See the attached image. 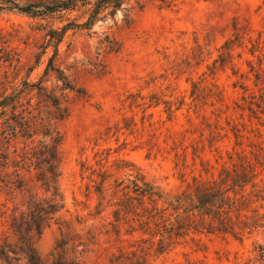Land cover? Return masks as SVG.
I'll return each mask as SVG.
<instances>
[{"label": "rangeland", "instance_id": "obj_1", "mask_svg": "<svg viewBox=\"0 0 264 264\" xmlns=\"http://www.w3.org/2000/svg\"><path fill=\"white\" fill-rule=\"evenodd\" d=\"M89 13V5L40 17L0 10V95L32 71L31 82L53 88L63 101L46 119L63 135L64 197L50 213L51 193L37 180L32 157L33 147L48 141L42 133L11 144L24 166L19 176L0 151V245L18 243L16 226L27 231L35 214L45 217L42 235L32 236L43 264H53L63 239L67 261L77 264H113L120 249L132 252L133 264H258L253 241L264 243L263 234L244 242L199 234L159 253L144 234L126 225L117 232L112 203L119 197L114 179L128 178L131 165L169 193L194 175L218 172L226 156L217 160L210 147L211 125L222 109L227 129L225 116L238 115L234 103L243 93L236 82L254 87V71L264 69V0H127L87 28ZM30 96L34 104L42 100ZM65 107L68 115L59 118ZM198 142L213 165L209 172L195 156ZM214 145L231 148L226 138ZM105 171L111 176L99 194L94 179ZM17 255L21 260L11 264H27ZM0 264H9L1 254Z\"/></svg>", "mask_w": 264, "mask_h": 264}, {"label": "trees", "instance_id": "obj_2", "mask_svg": "<svg viewBox=\"0 0 264 264\" xmlns=\"http://www.w3.org/2000/svg\"><path fill=\"white\" fill-rule=\"evenodd\" d=\"M126 2L127 0H0V10L40 17L75 9L79 5H89L90 13L82 24L91 28L106 15H115ZM231 43L230 40L227 41L228 46L225 47L228 57H231ZM260 61L263 62L262 59ZM16 62L18 66L20 57ZM254 68L252 66V70ZM31 72L27 73V78L11 94L0 95V151L5 161H12L16 175L19 176L24 166L19 159L21 155L16 151L11 155V144L20 138L34 142L35 136L40 133L48 138L46 143L39 141L42 143L33 147L32 157L36 158L37 180L51 193L53 202L50 204V213L55 214L64 206L59 185L63 135L57 128L51 127V121L46 119L49 115L46 114L50 113L51 107L60 111L63 101L53 88L41 82H31ZM254 76V87L243 81L236 82L243 93L234 103L239 111L238 115L225 116L227 129L220 125L222 113L225 112L222 109L216 113L217 120L211 125L210 147L218 153L217 160L223 159V153L226 156L216 174L212 173L210 177L194 175L186 187L176 193L166 192L131 164L132 173H127L128 178L114 179L115 192L119 196L112 203L117 232L122 225H126L129 233L144 234L146 237L142 238L148 241L151 248L156 247L159 253L169 251L180 241L193 240V236L199 234L231 236L239 242L264 235V69H256ZM193 85L197 89L198 84ZM34 92L42 97L36 104L30 96ZM217 99L222 101L221 97ZM64 111L65 113L59 114V118L68 115V107ZM225 138L231 142V148L222 151L214 142L216 144ZM199 143L195 146V156L201 158L203 170L209 172L213 165L201 157L205 145L200 146ZM123 167L118 161L117 170ZM109 176L111 175L105 171L101 173L99 181L94 179L99 194L105 190ZM44 220L42 215L34 214L27 231L23 232L24 229L16 226V231L20 233L18 243L0 245V254L9 264L12 259L21 260L18 252L24 254L27 264H43L35 250L32 236L42 235ZM66 244L65 239L59 244L61 251L54 258L53 264H77L74 260L67 261L64 249ZM253 244L256 252L254 262L264 264V243L254 240ZM110 260L113 264H133L132 252L120 249L118 253L112 254Z\"/></svg>", "mask_w": 264, "mask_h": 264}]
</instances>
